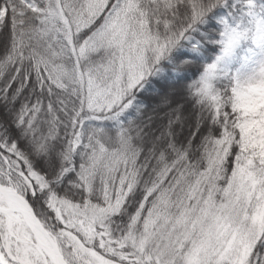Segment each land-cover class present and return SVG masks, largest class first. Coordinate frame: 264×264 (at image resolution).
Instances as JSON below:
<instances>
[{"label": "snow or ice", "instance_id": "6c2138e0", "mask_svg": "<svg viewBox=\"0 0 264 264\" xmlns=\"http://www.w3.org/2000/svg\"><path fill=\"white\" fill-rule=\"evenodd\" d=\"M0 264H264V0H0Z\"/></svg>", "mask_w": 264, "mask_h": 264}]
</instances>
